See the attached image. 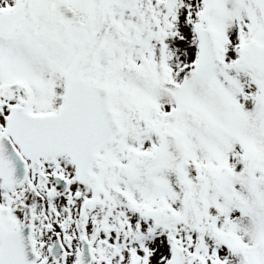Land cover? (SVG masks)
<instances>
[{
    "label": "snow or ice",
    "instance_id": "1",
    "mask_svg": "<svg viewBox=\"0 0 264 264\" xmlns=\"http://www.w3.org/2000/svg\"><path fill=\"white\" fill-rule=\"evenodd\" d=\"M0 264H264V0H0Z\"/></svg>",
    "mask_w": 264,
    "mask_h": 264
}]
</instances>
